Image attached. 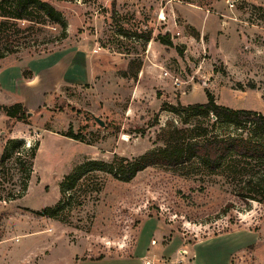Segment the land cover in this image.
<instances>
[{
    "label": "rangeland",
    "instance_id": "rangeland-1",
    "mask_svg": "<svg viewBox=\"0 0 264 264\" xmlns=\"http://www.w3.org/2000/svg\"><path fill=\"white\" fill-rule=\"evenodd\" d=\"M42 1L63 16L66 38L56 26L35 29L21 53L0 61V104L32 114L8 125L0 113V264H152L153 256L178 264L183 238L188 252L230 232L238 233L224 244L252 247L264 264V206L238 199L224 176L194 163L148 167L128 182L94 172L76 190L61 189L89 161L159 151L174 129L183 142V129L208 118L185 125L170 108L205 104L207 92L218 105L264 114V0ZM148 33L151 41L141 39ZM166 35L171 47L158 40ZM70 128L85 142L67 138ZM9 140L21 146L1 165ZM65 198L57 218L35 214ZM165 227L179 235L172 245L161 240ZM134 244L142 254H131Z\"/></svg>",
    "mask_w": 264,
    "mask_h": 264
},
{
    "label": "trees",
    "instance_id": "trees-1",
    "mask_svg": "<svg viewBox=\"0 0 264 264\" xmlns=\"http://www.w3.org/2000/svg\"><path fill=\"white\" fill-rule=\"evenodd\" d=\"M49 26L58 27L61 37L66 38L67 23L51 4L42 0H0V61L22 52L26 34L29 35L35 29L38 32ZM122 33L129 35L126 32ZM140 37L149 42L152 34ZM158 40L166 46L173 45L169 35L160 36ZM207 99L205 104L170 108L175 113H183V117H187L185 125L191 117L208 118L206 126L197 124L193 128L183 129V142L179 136L182 132L174 129L171 133H165L168 134L165 138L166 145L159 151L134 160H116L111 164L89 161L65 178L61 184L63 193L76 190L79 180L94 172H108L113 177L128 182L148 167L176 168L194 163L205 172L224 176L230 181L234 195L238 199L245 203L254 202L264 206V114L218 105L213 95L208 92ZM1 112L8 117V125L11 121L22 122L29 115L22 104L12 106L0 104ZM224 128H231L233 132L226 133ZM65 136L81 143L85 142L83 134H75L72 128ZM187 136L189 140L186 139ZM19 146L21 142L18 140L8 141L1 165L11 159L12 151ZM38 148L39 145H36L30 150L29 167L33 166ZM22 153L18 152L17 155L20 156ZM68 203L69 199L65 198L56 207L35 214L57 218L59 211Z\"/></svg>",
    "mask_w": 264,
    "mask_h": 264
},
{
    "label": "crops",
    "instance_id": "crops-1",
    "mask_svg": "<svg viewBox=\"0 0 264 264\" xmlns=\"http://www.w3.org/2000/svg\"><path fill=\"white\" fill-rule=\"evenodd\" d=\"M189 11H192V10H189ZM189 11L183 12V16L185 17V20L187 21L186 24L190 25L191 27L197 28L194 25V23H192L190 19L191 17H189ZM195 11H198V10H195ZM205 13H206L205 19L207 18V15L209 16L212 15L209 11ZM165 230H166L165 234H161V238H162L161 240L163 241L165 240L166 237L170 236L169 245H172L174 241H176L179 235H174L172 233L173 229L171 227H165ZM235 233H238V232H230L227 234H222V235H218L215 237H210L205 240L198 241L195 244L191 245L192 249L188 252L185 250L187 248L186 246L187 240L183 238V247H181L180 250L181 252L186 251L187 254L189 255L183 256V259L182 257H180L178 264H248L249 262L252 263L253 259H255V261L258 264V261L256 259V256H255V253L252 247H250V249L247 252L246 251L242 252L244 249L237 250L233 244L226 245L223 243L225 239H227L228 237H230L232 234H235ZM213 241H219V242H216L215 244H211V246H208L209 248H207L206 250L202 249L203 245L208 244ZM152 242L154 243L155 241H152ZM142 252L143 251L141 250V247L139 245L136 246V244H134L131 254L132 253L142 254ZM122 259H125V258H122ZM145 259L147 260L146 257H143V259L141 260H145ZM106 260H109V259H101V260H96V261H90V260L83 261V262H80V264L102 262ZM151 262L152 264H166L162 260L156 259L155 256H153Z\"/></svg>",
    "mask_w": 264,
    "mask_h": 264
},
{
    "label": "built area",
    "instance_id": "built-area-1",
    "mask_svg": "<svg viewBox=\"0 0 264 264\" xmlns=\"http://www.w3.org/2000/svg\"><path fill=\"white\" fill-rule=\"evenodd\" d=\"M238 2H239V0H227L226 1V3L228 5H230L231 7H233L234 5H236ZM181 254H182V256H187V252L186 251H183ZM146 264H150V262L149 263H146Z\"/></svg>",
    "mask_w": 264,
    "mask_h": 264
},
{
    "label": "water",
    "instance_id": "water-1",
    "mask_svg": "<svg viewBox=\"0 0 264 264\" xmlns=\"http://www.w3.org/2000/svg\"><path fill=\"white\" fill-rule=\"evenodd\" d=\"M29 115H32V114L29 113ZM96 122H98L102 127L104 126V124L99 119H96Z\"/></svg>",
    "mask_w": 264,
    "mask_h": 264
}]
</instances>
